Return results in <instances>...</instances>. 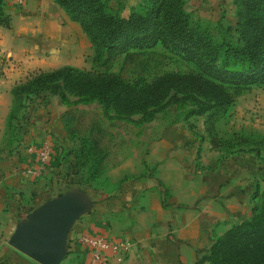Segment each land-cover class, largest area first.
<instances>
[{
	"label": "rangeland",
	"instance_id": "1",
	"mask_svg": "<svg viewBox=\"0 0 264 264\" xmlns=\"http://www.w3.org/2000/svg\"><path fill=\"white\" fill-rule=\"evenodd\" d=\"M134 1L110 0V3L113 6L120 3L126 11V6ZM53 2V30H47L43 35H25L20 40L21 52L25 56L20 58L9 52L4 47L7 37L0 36V92L2 82H8L11 87L39 69L63 64L84 69L90 67L92 50L87 36L80 25ZM17 6L23 7L24 0ZM185 6L212 25L218 23L224 26L235 20L232 0H186ZM37 25L30 22L31 27ZM20 61L23 64L19 66ZM188 67L160 44H155L120 53L113 61L112 70L124 79H131L149 78L166 71L185 72ZM8 94L10 105V92ZM44 96L59 101L56 94L47 91L32 94L25 99L29 107L27 111H21L18 121L11 120L9 127L5 125V120L0 124V157L14 150L24 134L33 135L43 127L49 128L53 131V141L64 144L60 152L62 166H65L60 171L61 178L69 174L66 171L70 170L68 164L77 161L83 184L104 196L112 194L126 179L147 176L155 183L164 160L178 161L182 176L173 178L169 175L166 183L157 182L163 196L161 203L166 206L165 196L171 194L183 195L182 200L188 197L187 201L191 197L196 204L208 203L214 212V228L209 244L230 224L249 215L256 199L255 188L257 192L264 188V149L258 146L255 147L258 152L254 148L248 150L251 145L238 149L237 145L229 144L234 139L228 140L234 133L264 136V83L233 90L232 103L227 113L213 125L212 134L205 130L202 115H185V102L164 101L148 120H138L139 113L127 117H105L97 101L77 102L74 101L75 96H69L67 102L59 101L63 110L58 121L55 115L51 120L49 111L43 112L40 106L36 117L30 112L33 104ZM9 130H12L11 135ZM8 139L9 143H5ZM161 139L180 144L179 151L174 148L169 151L171 157L164 156L162 159L165 151L161 150ZM91 142L95 143V151L86 155L83 162L82 157H77V151L80 148L88 151L86 146ZM188 175L193 176L188 178ZM219 227L224 230L217 233Z\"/></svg>",
	"mask_w": 264,
	"mask_h": 264
},
{
	"label": "trees",
	"instance_id": "2",
	"mask_svg": "<svg viewBox=\"0 0 264 264\" xmlns=\"http://www.w3.org/2000/svg\"><path fill=\"white\" fill-rule=\"evenodd\" d=\"M54 1L87 36L91 65L88 69L70 64L39 69L14 83L9 89L7 127L11 120H19L25 99L47 91L61 103L75 96L77 102L97 101L105 117L139 113L138 120H148L164 101L185 102V115H202L205 130L212 134L213 125L232 103L233 90L264 83V0H232L235 20L224 26L203 21L186 8V0H135L126 11L110 0ZM9 22L0 0V25ZM155 44L188 64V70L131 79L112 70L120 53ZM230 139L234 142L229 144L238 149L243 145H251L247 149L256 152L255 147L264 149L263 135L234 133ZM86 148L77 151L83 162L94 153L95 143ZM72 165L78 181L85 183L78 162ZM257 190L249 215L216 236L192 264H264V188Z\"/></svg>",
	"mask_w": 264,
	"mask_h": 264
},
{
	"label": "crops",
	"instance_id": "3",
	"mask_svg": "<svg viewBox=\"0 0 264 264\" xmlns=\"http://www.w3.org/2000/svg\"><path fill=\"white\" fill-rule=\"evenodd\" d=\"M54 7L53 0H24L20 8L15 0H3V10L10 17L9 27L0 26V36L7 37L4 47L20 58L25 56L20 40L27 34L43 35L53 30ZM30 22L38 24L37 27H31ZM2 86L0 124L9 109L10 85L2 82ZM37 101L30 110L34 117L40 106L43 112L49 111L51 120L55 115L59 121L63 110L59 101L46 96ZM28 107L25 105L23 112ZM34 133L24 134L14 150L0 157V264H40L12 246L10 238L18 227L30 221L35 207L59 199L73 200L78 211L66 231L64 252L57 264H83L85 257L75 241L82 233L100 234L113 240L128 239L131 246L119 264H191L204 252L214 228V212L208 203L196 204L191 197L182 200L184 196L178 194L166 195V206L161 203L163 196L157 182L166 183L169 175L182 176L178 161L164 160L155 183L147 176L126 179L112 194L104 196L78 181L77 174L71 171L73 161L68 164L70 170H66L69 174L61 178L60 171L65 168L60 160L63 142L53 141V131L46 127ZM44 141L49 143L51 151L40 164L36 150ZM179 147L178 143L161 139V150L165 151L162 159L171 157L169 151L174 148L179 151ZM223 230L219 227L217 233Z\"/></svg>",
	"mask_w": 264,
	"mask_h": 264
},
{
	"label": "water",
	"instance_id": "4",
	"mask_svg": "<svg viewBox=\"0 0 264 264\" xmlns=\"http://www.w3.org/2000/svg\"><path fill=\"white\" fill-rule=\"evenodd\" d=\"M77 211V203L71 199L40 204L30 213V221L13 232L10 244L40 264H57L64 252L66 231Z\"/></svg>",
	"mask_w": 264,
	"mask_h": 264
},
{
	"label": "built area",
	"instance_id": "5",
	"mask_svg": "<svg viewBox=\"0 0 264 264\" xmlns=\"http://www.w3.org/2000/svg\"><path fill=\"white\" fill-rule=\"evenodd\" d=\"M15 2L17 5H21L23 0H15ZM50 151L51 148L48 142L44 141L40 144L36 150L40 164L47 159ZM75 241L85 257L83 264H104L107 261L119 264L131 246L128 239L113 240L100 234L82 233L76 237Z\"/></svg>",
	"mask_w": 264,
	"mask_h": 264
}]
</instances>
